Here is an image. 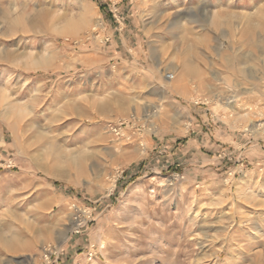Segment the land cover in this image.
I'll use <instances>...</instances> for the list:
<instances>
[{"label": "rangeland", "instance_id": "rangeland-1", "mask_svg": "<svg viewBox=\"0 0 264 264\" xmlns=\"http://www.w3.org/2000/svg\"><path fill=\"white\" fill-rule=\"evenodd\" d=\"M0 97V264H264V0H0Z\"/></svg>", "mask_w": 264, "mask_h": 264}, {"label": "crops", "instance_id": "crops-1", "mask_svg": "<svg viewBox=\"0 0 264 264\" xmlns=\"http://www.w3.org/2000/svg\"><path fill=\"white\" fill-rule=\"evenodd\" d=\"M125 10V9H124ZM125 12V11H124ZM126 15V17L124 18L123 17V19H124V21L128 18L127 17V15H129V13L128 14H125ZM132 24V23H131ZM137 24H138V26H139V23H135L134 24V27L132 28V29H130V31H129V36H128V39H129V41H127L126 40V38L125 37H123V34L122 33H119L118 35H119V37L118 38H116L115 39V42L113 43V44H110V46H107V47H111V49H110V51H112L113 52V54H112V58H120V59H123L122 58V54L124 55V53L123 52H121V50H120V48H119V45H121L122 47H125V49H126V52H128L129 54H131L132 53V51H134V52H138V53H141V45H143V42H141V39H140V37H141V30L142 29H138L137 30ZM123 25V24H122ZM127 28V27H126ZM140 30V31H139ZM110 40V38H107L106 39V41L108 42ZM132 60V59H131ZM136 63L138 64V66H141L142 68H143V65H141L140 63H138L137 61H136ZM145 69V68H144ZM109 196L110 195H112V193H110V194H108ZM76 199H78V200H81V199H83V198H80V197H76ZM83 200H88L87 198H85L84 197V199ZM100 200H98L97 202H99ZM97 202H95V205H93V204H90V201H89V206L92 208V209H94V213H96L97 214V216H96V218L97 217H99V216H101L102 215V213H103V211L106 209V207H107V204L106 205H104V204H98V205H96V203ZM100 210V211H99ZM95 218V217H94ZM96 220V219H95ZM94 220V221H95ZM94 223H92V225H93ZM87 230V229H86ZM86 230L82 233V234H80V235H73V238L75 239V238H77V239H83L84 240V242H85V244L87 243V240H88V233L86 232ZM75 242V244L73 243V244H71L72 246L70 247L71 249H70V251H69V253H72L73 252V250L75 249V251L76 250H80V249H82L83 248V245H80V247L78 248V244H79V241L80 240H74ZM82 243V242H81ZM80 243V244H81ZM63 253V252H62ZM63 254H65V253H63ZM67 254H68V252H67ZM59 264H66V263H64V261H62V263H59Z\"/></svg>", "mask_w": 264, "mask_h": 264}, {"label": "built area", "instance_id": "built-area-1", "mask_svg": "<svg viewBox=\"0 0 264 264\" xmlns=\"http://www.w3.org/2000/svg\"><path fill=\"white\" fill-rule=\"evenodd\" d=\"M169 74H166L168 76L167 78L171 79L170 77H172V75ZM131 124L132 123H128L127 121H120L118 123H110L108 126L113 133L120 135L123 127L126 128L127 126H134V124ZM69 209L70 220L73 222L71 223V234L80 235L87 229L86 227L88 224L94 220V209L77 200H73L70 203Z\"/></svg>", "mask_w": 264, "mask_h": 264}, {"label": "bare ground", "instance_id": "bare-ground-1", "mask_svg": "<svg viewBox=\"0 0 264 264\" xmlns=\"http://www.w3.org/2000/svg\"><path fill=\"white\" fill-rule=\"evenodd\" d=\"M84 16V15H83ZM247 16V20H248V26H250V28H253V26H254V24L252 23V21H250L251 20V17L249 16V15H246ZM84 18V20H85V22L86 23H89V21H90V17L89 16H84L83 17ZM83 20V19H82ZM92 20V19H91ZM86 24H84V26H85ZM88 26V25H87ZM96 28V27H95ZM78 40V39H77ZM37 64V63H36ZM35 64V65H36ZM178 67V66H177ZM175 70V68L173 69V71ZM190 70V69H189ZM167 73V72H166ZM168 74V73H167ZM169 75H172V77H170L171 78V80L174 78V75L175 74H173V73H170ZM166 77H168V76H166ZM169 84L170 85H172V82L171 81H169ZM177 85V84H176ZM186 85V84H185ZM183 87V86H182ZM182 90H185V88H183ZM3 94V93H2ZM1 99H2V97H0ZM216 99V98H215ZM11 105V104H10ZM6 106V109H8L7 108V104L5 105ZM9 106V105H8ZM9 109H11L10 107H9ZM1 110V109H0ZM12 110V109H11ZM27 110V109H26ZM148 112V111H147ZM150 113L148 114V117H152V116H155L156 114H155V111L153 110V112L150 110L149 111ZM139 114V113H138ZM131 118H133V120L135 121V120H137V118L139 119V117L137 116V112H136V110H134V112H133V115L131 116ZM129 119V118H128ZM143 119V118H142ZM146 120H147V118H146ZM138 121V120H137ZM142 121V120H141ZM147 122V121H146ZM142 124V123H141ZM136 125H138V124H136ZM136 125H134V126H136ZM148 125V124H147ZM263 124L262 123H258V120H252V122L248 125V126H246L245 127V130H249V131H255V130H257V129H260V126H262ZM139 126V125H138ZM143 127V126H142ZM264 127V126H263ZM80 155V154H79ZM84 156V155H83ZM74 157V156H73ZM80 157V156H79ZM74 159H75V163L77 164L78 163V158L77 157H74ZM81 159H79V161H80ZM71 223H73V222H71V220H70V224ZM258 223V222H257ZM5 242L7 243V244H9V240L8 239H6L5 240ZM11 242H12V240H11ZM25 242H26V240H25ZM3 243V242H2ZM5 243V244H6ZM23 244H24V242H23ZM20 245V244H19Z\"/></svg>", "mask_w": 264, "mask_h": 264}]
</instances>
